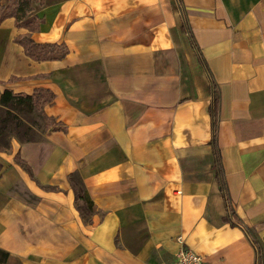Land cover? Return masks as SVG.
<instances>
[{
	"label": "crops",
	"instance_id": "1",
	"mask_svg": "<svg viewBox=\"0 0 264 264\" xmlns=\"http://www.w3.org/2000/svg\"><path fill=\"white\" fill-rule=\"evenodd\" d=\"M180 2L32 0L38 30L0 22V98L55 95L44 138L0 150V264H170L182 247L264 264V0ZM27 34L69 52L35 60Z\"/></svg>",
	"mask_w": 264,
	"mask_h": 264
},
{
	"label": "trees",
	"instance_id": "2",
	"mask_svg": "<svg viewBox=\"0 0 264 264\" xmlns=\"http://www.w3.org/2000/svg\"><path fill=\"white\" fill-rule=\"evenodd\" d=\"M32 0H15L12 4L8 6H0V22L7 17H15L18 26L28 27L31 31H36L39 28L37 22L25 23L23 20L26 18L27 14L32 10L31 5ZM173 7L180 11L182 5L180 0H172ZM16 42L23 45L25 52L28 56L35 60H51V59H61L64 58L69 49L65 43H38L29 34L19 35L16 38ZM55 98L54 93L49 89L37 88L32 94L24 92H14L11 89H6L2 92L0 98V108L6 111H17L24 113H32L37 110H42L43 106L47 103L53 102ZM213 115L215 112L213 110ZM43 116L47 121V127L51 124V118L44 114ZM55 129L57 127H54ZM36 140V139H30ZM217 154V174L219 176L221 189L226 194V182L223 175V170L221 168V159ZM20 160V159H19ZM71 182L74 186L77 205L81 212L82 217L87 219V212L90 211L93 203L86 191L83 182L80 180L78 174H73L71 176ZM82 200L83 205H79L78 201ZM9 253L0 249V263H6Z\"/></svg>",
	"mask_w": 264,
	"mask_h": 264
},
{
	"label": "rangeland",
	"instance_id": "3",
	"mask_svg": "<svg viewBox=\"0 0 264 264\" xmlns=\"http://www.w3.org/2000/svg\"><path fill=\"white\" fill-rule=\"evenodd\" d=\"M47 121L42 110L32 113L6 111L0 108V150H9L12 140L25 141L44 138ZM3 163L0 162V171Z\"/></svg>",
	"mask_w": 264,
	"mask_h": 264
},
{
	"label": "built area",
	"instance_id": "4",
	"mask_svg": "<svg viewBox=\"0 0 264 264\" xmlns=\"http://www.w3.org/2000/svg\"><path fill=\"white\" fill-rule=\"evenodd\" d=\"M170 264H206L205 258L191 248L182 247Z\"/></svg>",
	"mask_w": 264,
	"mask_h": 264
}]
</instances>
